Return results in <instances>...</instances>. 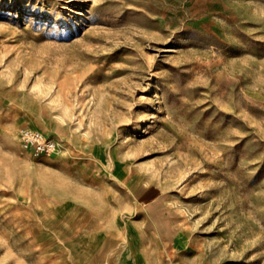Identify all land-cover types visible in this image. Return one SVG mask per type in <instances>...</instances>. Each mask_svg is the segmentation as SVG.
I'll list each match as a JSON object with an SVG mask.
<instances>
[{"label": "rangeland", "instance_id": "1", "mask_svg": "<svg viewBox=\"0 0 264 264\" xmlns=\"http://www.w3.org/2000/svg\"><path fill=\"white\" fill-rule=\"evenodd\" d=\"M137 217L159 264H264V0H0V264Z\"/></svg>", "mask_w": 264, "mask_h": 264}, {"label": "crops", "instance_id": "2", "mask_svg": "<svg viewBox=\"0 0 264 264\" xmlns=\"http://www.w3.org/2000/svg\"><path fill=\"white\" fill-rule=\"evenodd\" d=\"M129 221L136 231V241L138 249L135 254L131 253L130 245L127 242V222ZM125 225L126 226L124 231H122L121 229H117L99 235H91L90 233L82 230L78 224V226L73 229L72 232L66 234L63 237L64 241H61L58 237V249L61 247L64 256L66 255V257L68 258L67 264H72L70 253L71 250L68 247H85L88 249H93L95 253L98 251V253H100L102 249L101 247H105L103 253L104 264H136V261L139 258L141 259L142 264H159L160 259H158L157 257H154L152 259L150 253L148 252V247H161V242L165 241L164 233L162 232V230H159L156 243L151 245L149 243L150 233L148 228H146L144 218L137 217L136 219L127 220L125 221ZM70 235H75V239L70 240V242L68 243L65 240H68ZM106 247L109 248L107 249ZM120 247L123 248L121 249ZM114 249L116 250V252L120 253L119 257L117 258H115L116 254L113 255ZM58 262H60L59 259ZM83 264L88 263L84 262Z\"/></svg>", "mask_w": 264, "mask_h": 264}, {"label": "built area", "instance_id": "3", "mask_svg": "<svg viewBox=\"0 0 264 264\" xmlns=\"http://www.w3.org/2000/svg\"><path fill=\"white\" fill-rule=\"evenodd\" d=\"M19 140L24 149L35 155L52 154L58 148L57 140L39 128L21 127Z\"/></svg>", "mask_w": 264, "mask_h": 264}]
</instances>
